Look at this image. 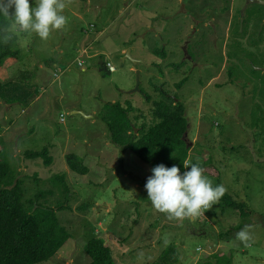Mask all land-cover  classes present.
Wrapping results in <instances>:
<instances>
[{
	"label": "rangeland",
	"instance_id": "obj_1",
	"mask_svg": "<svg viewBox=\"0 0 264 264\" xmlns=\"http://www.w3.org/2000/svg\"><path fill=\"white\" fill-rule=\"evenodd\" d=\"M255 1L64 0L67 24L47 40L15 33L11 48L17 54L0 67V143L24 180L27 200L38 189L55 192L45 207L67 200L56 215L71 233L55 256L37 264H87L84 244L95 236L111 247L113 264H154L171 243L179 253L174 264H196L215 252L232 258L231 264H264V124L251 123L264 85L246 66L252 58L244 56L242 63L226 54L235 15ZM240 38L256 51L247 35ZM157 47L164 56L154 52ZM180 61L185 65L175 71ZM165 92L185 105L186 160L216 167L226 192L245 202L248 214L220 202L182 221L155 210L145 188L150 164L113 143L102 112L112 102L130 104L133 122L152 124V102ZM43 147L53 159L49 166L41 157L24 156ZM69 153L88 169L72 170ZM55 174L65 175L66 196L49 181ZM245 224L253 225L248 248L235 238Z\"/></svg>",
	"mask_w": 264,
	"mask_h": 264
},
{
	"label": "trees",
	"instance_id": "obj_2",
	"mask_svg": "<svg viewBox=\"0 0 264 264\" xmlns=\"http://www.w3.org/2000/svg\"><path fill=\"white\" fill-rule=\"evenodd\" d=\"M233 22L234 39L228 43L227 56L229 59L236 58L242 63L244 56L252 58L246 64L250 72L261 78L264 85V72L255 66L264 67V48H260L264 33V4L257 1L249 3L244 8V13L235 15ZM238 18V19H237ZM6 25H11V20L6 19L0 14V67L6 57H13L17 54V49H12L13 40L16 36L5 43L3 40L2 29ZM258 34V38L254 36ZM247 35L250 38L249 46L256 47V51L245 47L240 37ZM156 54L165 55V50L159 47L154 49ZM185 65V61L174 63L175 71ZM230 72L236 69L230 66ZM188 79L185 76L180 82L176 83V88H181ZM15 86L19 91L23 86ZM2 82L0 81V95H2ZM158 90V86H154ZM264 91L262 87L259 89ZM163 92V91H162ZM148 100L150 95L145 96ZM178 95L172 92H165L160 100H153L152 112L154 122L144 124L133 122L128 112L131 105L123 106L121 102H112L107 109L102 112V117L111 132L110 136L113 143L120 145L124 149L131 150L140 159L150 164L151 169L159 164L166 167L176 165L180 168L181 174L187 171L183 161L189 156V147L185 142V133L188 130V119L185 113V105L182 100H178ZM264 99L253 104L251 110V123L254 126L264 124ZM136 112L140 109L135 108ZM141 114V113H140ZM139 117V114L136 118ZM139 121V120H138ZM140 124V126H139ZM26 158H43L46 166L52 164L53 159L49 155L48 147L41 150H26ZM68 165L74 171L87 170L75 153L66 156ZM196 163V162H193ZM198 164V163H197ZM209 162L199 164L213 175L216 179L213 185H220V172ZM190 170V169H188ZM18 174V175H17ZM39 181L40 178L35 176ZM64 174H55L49 179L57 188L58 194L66 196L69 191ZM24 180L13 168L8 157L6 146L0 143V264H37L50 260L63 247L71 237L67 228L62 226L56 215V210L66 208L67 200L57 201L55 206L42 204L47 202V197L54 194V190L38 189L34 199H26L27 189L23 186ZM43 202V203H42ZM224 207L232 208L241 215H246V203L236 200L228 192L219 201ZM164 249V248H163ZM84 250L89 257L87 264H113L111 247L100 237H92L84 244ZM178 248L174 243L162 250L154 264H174L178 260ZM232 258L224 253L215 252L208 255V258L196 264H231Z\"/></svg>",
	"mask_w": 264,
	"mask_h": 264
},
{
	"label": "clouds",
	"instance_id": "obj_3",
	"mask_svg": "<svg viewBox=\"0 0 264 264\" xmlns=\"http://www.w3.org/2000/svg\"><path fill=\"white\" fill-rule=\"evenodd\" d=\"M64 0H37L36 6L30 0H0V14L10 19L12 24L3 29V40L8 43L17 32H34L47 40L50 33L60 30L67 24L63 14ZM109 69L114 67L109 64ZM112 67V69H111ZM185 169L181 174L176 165L166 167L159 164L152 169L153 175L147 180L148 199L158 212L172 220L195 219L203 216L225 195L224 185H213V181L204 175V169L197 163L183 161ZM245 248L254 243L253 225L245 224L235 237Z\"/></svg>",
	"mask_w": 264,
	"mask_h": 264
},
{
	"label": "water",
	"instance_id": "obj_4",
	"mask_svg": "<svg viewBox=\"0 0 264 264\" xmlns=\"http://www.w3.org/2000/svg\"><path fill=\"white\" fill-rule=\"evenodd\" d=\"M257 2H259V3H262V4H264V0H256ZM128 55H129V53H127ZM137 88H138V86H137ZM185 135H186V133H185Z\"/></svg>",
	"mask_w": 264,
	"mask_h": 264
},
{
	"label": "flooded vegetation",
	"instance_id": "obj_5",
	"mask_svg": "<svg viewBox=\"0 0 264 264\" xmlns=\"http://www.w3.org/2000/svg\"><path fill=\"white\" fill-rule=\"evenodd\" d=\"M246 7V6H245ZM199 21V20H198ZM185 52L187 53V51L185 50ZM188 59H190L191 58V56L190 55H188V57H187Z\"/></svg>",
	"mask_w": 264,
	"mask_h": 264
},
{
	"label": "bare ground",
	"instance_id": "obj_6",
	"mask_svg": "<svg viewBox=\"0 0 264 264\" xmlns=\"http://www.w3.org/2000/svg\"><path fill=\"white\" fill-rule=\"evenodd\" d=\"M79 64H81V63H79ZM113 67V66H112ZM185 140V139H184Z\"/></svg>",
	"mask_w": 264,
	"mask_h": 264
},
{
	"label": "built area",
	"instance_id": "obj_7",
	"mask_svg": "<svg viewBox=\"0 0 264 264\" xmlns=\"http://www.w3.org/2000/svg\"><path fill=\"white\" fill-rule=\"evenodd\" d=\"M111 69H112V67H111Z\"/></svg>",
	"mask_w": 264,
	"mask_h": 264
}]
</instances>
